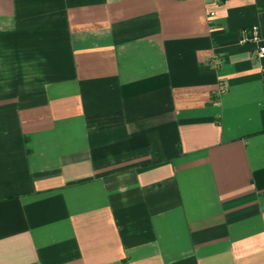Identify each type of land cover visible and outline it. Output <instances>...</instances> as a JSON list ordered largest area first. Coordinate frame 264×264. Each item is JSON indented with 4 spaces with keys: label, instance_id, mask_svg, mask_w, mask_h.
Segmentation results:
<instances>
[{
    "label": "crops",
    "instance_id": "obj_1",
    "mask_svg": "<svg viewBox=\"0 0 264 264\" xmlns=\"http://www.w3.org/2000/svg\"><path fill=\"white\" fill-rule=\"evenodd\" d=\"M260 44L264 0H0V264H264Z\"/></svg>",
    "mask_w": 264,
    "mask_h": 264
},
{
    "label": "built area",
    "instance_id": "obj_2",
    "mask_svg": "<svg viewBox=\"0 0 264 264\" xmlns=\"http://www.w3.org/2000/svg\"><path fill=\"white\" fill-rule=\"evenodd\" d=\"M214 14V12H211V15ZM252 35L248 36L246 35L243 39L242 42H260L261 41V35L258 29L254 28L251 30ZM259 58L264 59V44L259 45ZM263 74H264V69H263ZM225 91V85L221 83L220 85V93H223Z\"/></svg>",
    "mask_w": 264,
    "mask_h": 264
}]
</instances>
